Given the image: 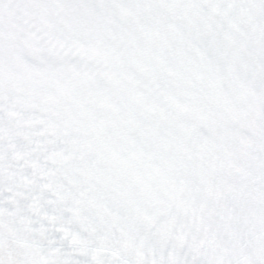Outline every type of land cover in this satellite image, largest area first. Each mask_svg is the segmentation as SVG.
Masks as SVG:
<instances>
[{"label":"snow or ice","instance_id":"1","mask_svg":"<svg viewBox=\"0 0 264 264\" xmlns=\"http://www.w3.org/2000/svg\"><path fill=\"white\" fill-rule=\"evenodd\" d=\"M0 264H264V0H0Z\"/></svg>","mask_w":264,"mask_h":264}]
</instances>
